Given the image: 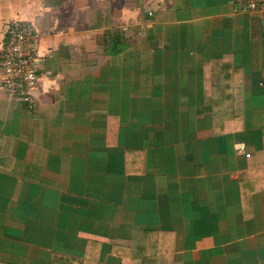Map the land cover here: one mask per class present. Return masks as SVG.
Masks as SVG:
<instances>
[{
    "label": "crops",
    "instance_id": "obj_1",
    "mask_svg": "<svg viewBox=\"0 0 264 264\" xmlns=\"http://www.w3.org/2000/svg\"><path fill=\"white\" fill-rule=\"evenodd\" d=\"M11 23L43 61L0 89V264H264V13L0 0V58Z\"/></svg>",
    "mask_w": 264,
    "mask_h": 264
},
{
    "label": "built area",
    "instance_id": "obj_2",
    "mask_svg": "<svg viewBox=\"0 0 264 264\" xmlns=\"http://www.w3.org/2000/svg\"><path fill=\"white\" fill-rule=\"evenodd\" d=\"M228 2L232 12L264 13V0ZM24 24L11 23L8 29V39L2 47L0 58V89L9 96H21L26 102H32L43 56L34 44L39 34Z\"/></svg>",
    "mask_w": 264,
    "mask_h": 264
}]
</instances>
